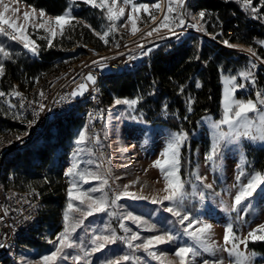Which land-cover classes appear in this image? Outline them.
<instances>
[{
	"label": "rangeland",
	"instance_id": "rangeland-1",
	"mask_svg": "<svg viewBox=\"0 0 264 264\" xmlns=\"http://www.w3.org/2000/svg\"><path fill=\"white\" fill-rule=\"evenodd\" d=\"M77 1L82 0H71V5L69 7L72 9L73 17H75V11L78 10V7L75 5ZM4 3L8 4L10 8L19 9L18 13L15 15L12 12H8L6 15L12 19H16V17L19 16L18 23L20 24L24 23L23 13L25 11L31 12L32 9V7L20 0H4ZM116 7L117 9L123 7L125 9V14L117 21V30L106 37V39H108L107 45H110L108 48L114 45L119 34H123L125 38H129V43H131L129 48H131V52H142L143 54L147 52L146 55H149L159 45L163 44H156V42L161 41L164 37L176 36L171 34L167 28H160L158 32L153 33L150 37L145 35L163 19L167 10V1L163 3L162 0L161 10L156 16L157 19L155 23L151 20L149 23L142 26L144 20L148 19L149 16L143 11L139 13V19H137L138 31L135 35L132 34L131 23L127 20L128 13L131 11V6L125 5L122 0H118ZM0 10H2V6H0ZM153 10L155 9H150V11ZM36 15L38 17L39 9H37ZM46 15L53 16L47 13ZM109 23L110 22L106 20V24H101L98 29H95L96 32L103 34V32L108 29ZM84 25L87 24L84 22L79 24V19L75 17L71 24L65 26L63 35H57L55 38H52L49 33L45 32L43 29L34 30L31 27L28 28V34L30 38L35 41L36 45H38L40 51V42H43L47 43L48 48L63 52V55L56 60L57 64L63 66L70 62L67 52L72 50L75 46H80L82 43L79 41L81 37L73 35L64 37L66 29L69 26H77L79 30H85V28L89 29L87 26L81 27ZM198 28L203 30L199 25ZM91 30L90 32H92L94 36H97L95 32ZM48 39H52L51 47L48 45ZM204 40L210 42L207 39ZM18 44L24 49L20 43ZM66 44L73 45L70 48H65ZM138 45H143V47H138ZM108 48H106V50ZM243 48L245 49L246 47L242 46V49ZM148 49H151V51L149 52ZM240 54L243 53L240 52ZM30 56L32 57V55ZM249 58L256 64L254 68L255 84L251 83L255 98L256 92L260 90L257 85V75H264V68L255 61V59L250 56ZM238 73L239 72H228L225 73L226 76L224 77H227V75H238ZM223 84L225 89L226 85L224 80ZM250 93L251 88L247 86L245 89L237 91L235 95L237 98L243 99L239 94H242V96H249ZM14 97L15 96H12L11 102ZM247 98L252 97L249 96ZM135 106L136 104L130 108L125 104L115 105V100L111 105L107 106L103 113L104 119L100 127L99 142L96 144H92L90 139H88L85 145L76 144V140L81 131L86 130V136L89 138L85 122L83 121L82 125H78L76 134L75 132L73 133L72 150L60 154L59 165L63 169L64 184L66 185L63 199L64 209L61 212V217L58 222L43 233L40 238L42 242L40 246L24 245L22 247L20 252V264H38L42 256L48 255L54 250L53 245L50 244L49 241H54L56 236L63 230V214L67 209L68 203L67 189L69 187V181L73 179V177L66 176L65 173L72 167L73 163L79 164L80 171L90 169L108 178L109 184L105 187V193L109 200L113 199L117 193L122 192L125 185L129 186L127 189L128 192L148 197V199L140 200H133L127 197L121 198L117 201L115 208L110 209L115 210L118 215L131 212L133 215L141 217L143 221H147L148 224L156 225L155 231H149L144 226L138 227L131 220H125L124 223L133 232H139L140 236L144 238L152 235H160L164 231L171 230L178 236V239L155 246L152 249V251L157 253L159 259L149 256L143 250L136 251L134 255L141 258L140 264H168L169 261L173 262V264H178V258L175 257L174 253L179 245L184 244L195 247L199 252V255L190 258V264H202L204 260L212 262L220 259H223V264H230L228 253L220 250L224 247L223 236L225 227L231 223L236 235L244 237L247 236L249 229L256 228L259 224L264 223V185L257 190L252 198L245 202L247 211H244L243 208L239 213L232 210L234 196L238 190L237 187H234V185H237L236 177L238 173L241 170L245 172V176L242 179L246 182L248 175L254 172H264V143H253L246 138H241L238 143H230L226 146H222L221 155L215 165L212 166L206 161L205 156L210 151L214 131L208 121L213 119L205 117L200 127L193 132L192 136L189 137L187 135V140L180 149L181 159L182 148L184 146L187 147V153L185 155L187 160L186 179L182 176V166H180V175L185 181V191L187 195L182 202L180 210L182 213H189L192 219L198 222L193 226L192 230L202 227L205 223L211 225L208 243L209 245H216V248H210V250L205 251L201 244L184 234L183 229L187 222L185 225H180L177 217L164 211L166 207H174L171 202L164 201L162 204L152 203L153 197L162 198L167 194L163 191L165 188V181L160 170L153 166L154 161L162 158L161 154L166 149L170 135L179 131L173 130L166 125L145 123L135 116L133 117L131 113H133ZM7 108L9 109L8 104ZM224 131H227L226 127ZM193 138H196L198 142L197 147L193 151V155H191ZM101 148L105 149L106 153L104 157L97 153ZM81 149L85 150L81 151ZM89 160L95 163L89 164ZM67 164H70V166L67 171H65L64 167ZM96 164H100L101 167L97 168L95 166ZM194 174L203 177V182L197 181ZM75 180L80 185L81 189H89L99 184L97 181L84 184L79 180L78 176L75 177ZM204 184H212L213 187L208 189L204 187ZM200 192L205 194L204 200H200ZM74 195H79V193L74 190ZM94 195L99 196L101 193L97 192ZM78 204L79 201H74V206ZM74 215L78 216V213ZM119 223L120 219L117 217H109L103 213L97 214L89 217L85 221V226L77 230L74 238L78 240L79 238H83L86 245L90 247L88 241L90 239L91 229H103L105 224L115 230L118 236L123 237L125 235H131V233H124L123 230L119 228ZM140 242L142 241H136L135 243ZM250 242L251 241H249V243ZM249 243L247 245V252L249 254L255 253L254 264H264V256L258 252L252 251L249 247ZM240 250H245L244 245H240ZM68 252L70 256L79 254L78 249H70ZM213 252H215L214 255L212 254ZM125 254H132L131 250H129L122 241H117V243L109 245L102 252H97L88 259L90 260V264H101V261L114 259ZM58 264H75V262L69 259L66 261H59ZM80 264H84V262L81 261ZM127 264H133V262L129 261Z\"/></svg>",
	"mask_w": 264,
	"mask_h": 264
},
{
	"label": "trees",
	"instance_id": "trees-1",
	"mask_svg": "<svg viewBox=\"0 0 264 264\" xmlns=\"http://www.w3.org/2000/svg\"><path fill=\"white\" fill-rule=\"evenodd\" d=\"M30 7L43 9L49 15H61L71 5L70 0H20ZM123 1V0H122ZM189 12H200L209 9L218 14L225 22V33L232 28L236 35L231 40L241 39L246 42L257 35V44L251 45L258 57L264 59V47L259 43L264 41V6L255 0L259 9L260 18L247 21L242 15V0H185ZM138 3L153 4L157 0H136ZM78 10L75 17L80 23L91 25V29H98L106 24L104 13L97 8L75 2ZM157 16V10L151 11ZM190 16V13H188ZM151 21L145 19L142 26ZM235 25L238 28H235ZM81 27H86L81 26ZM199 27L210 34H216L220 27L200 19ZM88 28L79 30L77 26H69L64 37L69 35L81 37V45H93L99 49H106L110 45L104 44L94 36ZM92 31V30H91ZM111 38V37H110ZM112 39V38H111ZM240 40V41H241ZM163 43L154 49L151 54H143L138 58V65L124 73L108 75L103 78L100 88L105 96L102 104L105 108L116 99L138 100L132 116L154 125H166L173 130L187 133L190 137L198 129L205 117L219 120L222 113V99L225 73L240 72L246 67L251 68L253 61L249 56L227 50L197 36H188L179 41L174 37H164L156 44ZM41 60L32 58L16 41L0 35V46L6 48L10 59L0 56L4 65V75L0 76V91L11 93L13 89L30 95L31 91L37 94L42 90L48 79L59 73L66 65L57 64V59L63 55L55 49L47 47V43L40 42ZM73 44H66L70 48ZM254 74V68H251ZM229 76V75H227ZM238 82H243L238 80ZM199 83L201 87L197 88ZM257 85L264 89V75H257ZM250 97L254 98L253 86ZM181 89L183 91L181 92ZM243 99L249 97L242 96ZM189 97L194 101L189 112ZM12 96L0 98V136L8 131L22 132L17 116L7 108V101ZM166 106V107H165ZM104 119V115H103ZM103 121V120H102ZM83 120L72 118L66 125L48 130L43 137L31 146L8 156L3 164L2 177L5 186L16 187L22 190L36 189L45 202L42 220L36 231V238L27 241L26 245H41L43 233L59 221L64 209L65 184L63 169L59 165L60 154L72 150L73 133L76 134L78 125ZM198 140H192V152L197 147ZM187 147L182 148L181 173L185 177ZM58 166L57 169L55 167ZM186 179V177H185ZM252 251L264 256V241L250 242Z\"/></svg>",
	"mask_w": 264,
	"mask_h": 264
},
{
	"label": "snow or ice",
	"instance_id": "snow-or-ice-1",
	"mask_svg": "<svg viewBox=\"0 0 264 264\" xmlns=\"http://www.w3.org/2000/svg\"><path fill=\"white\" fill-rule=\"evenodd\" d=\"M71 2V0H70ZM86 5H90L93 8L100 9L109 21V26L106 31L101 34L92 29L105 44L108 43V37L111 33L117 30V21H119L125 14V9L120 7L117 9L118 0H82ZM162 0H157L156 3H138L136 0H123L125 5L131 6V11L128 13L127 20L131 23L132 34L135 35L138 31L137 19H139V13L143 11L146 13L153 23L156 22V16L152 14L150 9H155L157 11L161 10ZM252 0H243V6L245 10H249L256 17L259 16V9L257 7H250ZM0 35H4L13 41H17L23 44V47L30 51L33 55L38 54V45L35 41L30 38L28 34V28L31 27L34 30L43 29L45 32L49 33L52 38L57 35H63L66 25L71 24L75 17L72 16V9L68 8L63 14L56 16H47L43 9L39 10V15L37 17V9L32 7L31 12L25 11L23 13L24 23H18L19 16L16 19H12L7 16L6 13L12 12L14 15L18 13V8H10V6L4 3V0H0ZM261 6H264V0H261ZM106 9V11H105ZM186 14L185 10V0H167V10L163 16V19L156 27H153L145 35L152 36L153 33L159 31L160 28H167L168 31L176 35L174 29L180 28L185 25L184 16ZM205 16L204 11L199 12V17L202 20ZM196 19V17H193ZM39 21V22H37ZM91 28V25H85ZM196 27V25H193ZM228 47L241 48L240 45L230 44L227 40L223 42ZM264 46V41L259 42ZM49 47L52 46V39H48ZM118 46V45H117ZM138 47H143V45H138ZM248 52L251 56L261 59V63H264V59L257 56L255 50L252 47L247 49H242ZM150 52L151 49H148ZM144 54H147L145 52ZM0 56L4 59H10V52L0 46ZM107 59V58H102ZM93 63H98L93 61ZM256 64L252 63L251 68H255ZM251 68H245L240 71L238 75H229L224 77L225 89L222 100V117L219 120H209L213 131V139L210 151L206 154L205 159L214 166L216 161L222 152V146H226L230 143H238L241 138H246L249 141L256 143H264V92H256L255 98L240 99L237 98L235 93L239 90L245 89L248 83L255 84L254 74ZM4 65L0 62V76L4 75ZM238 80L243 82H238ZM86 81L95 84V77L93 74L89 73L86 76ZM199 88L201 85L196 84ZM88 90L87 83H80L77 85L76 89L73 90L70 95L76 97L83 95L85 91ZM183 89H181V92ZM40 96H44L43 91L39 93ZM6 96H15L21 98L20 107L23 108V94L15 91L11 93H5L0 91V98ZM138 100H127V99H116L115 105L125 104L130 108L137 104ZM194 101L191 97L188 100V111H192L191 104ZM9 108H16V105L11 102V99L7 101ZM166 107V106H165ZM40 110H44V105H40ZM37 114V113H34ZM13 115L19 117V113H13ZM91 115V114H90ZM34 123V121L29 122ZM227 131H224V128ZM19 139V137H17ZM86 136V130L79 133L78 139L76 140L77 145H85L88 141ZM187 140V133L184 132H174L170 135L169 140L166 145L165 151L161 154L162 158L154 161V167L158 168L165 181V191L167 194L162 198H152V203H163L164 201L171 202L174 207H166L164 211L171 213L173 216L178 218L180 225H185L183 231L184 234L191 237L194 241L201 244L205 251L216 248V245H209L208 236L211 232L210 224H203L202 227H198L195 230L193 226L198 222L192 219L189 213H182L180 207L184 201L187 193L185 191V181L180 175V149ZM97 142L98 138H97ZM85 149H81L84 151ZM82 163V161H81ZM89 164H94L92 160L88 161ZM97 168L101 167L100 164L95 165ZM66 176L73 177L69 181V187L67 189V209L63 214V230L56 236V239L50 240L49 243L53 245L54 250L48 255H44L40 258L38 264H58L59 261H66L72 259L75 264H80L81 261L84 264H90L89 257L93 256L97 252H102L109 245L117 243V241H122L132 254H125L114 259H106L101 261V264H127V262L132 261L133 264H140V257L135 256L134 253L138 250H143L149 256L159 259L157 253L152 251L155 246L172 242L178 239L171 230L164 231L160 235H152L142 238L139 232H133L124 223L125 220H131L138 227L144 226L149 231H155V224H148L147 221H143L141 217L133 215L131 212L126 214H119L114 209L117 201L121 198H130L133 200L148 199V197L130 193L128 192V185L124 186L122 192H119L111 200L107 197L105 193V187L109 184V180L106 176L98 174L97 172L86 169L84 171L79 170V164L73 163L72 167L68 169L65 173ZM197 181L203 182L204 178L198 174H194ZM78 176L79 180L84 184H90L93 181L99 182L98 186L91 187L89 189H81L80 185L76 182L75 177ZM245 176V172L241 170L237 177V187L238 190L234 196V204L232 206L233 211L238 213L242 210L247 211L245 207V202L254 196L258 189L264 185V172H254L248 175L247 181L244 182L242 179ZM204 187L211 189L212 184H204ZM74 190L79 193V195H74ZM101 193V195L96 196L95 193ZM200 200L205 199V194L203 192L199 193ZM74 201H79L78 205L74 206ZM78 213V216L74 215ZM106 214L109 217H117L120 219L119 228L123 230L124 233H131V235H125L123 237L118 236L116 231L113 230L109 225L105 224L103 229L93 228L91 229L90 239L86 245L83 238L75 239V234L77 230L85 226V221L97 214ZM87 234V233H86ZM224 247L220 249L221 251L227 252L230 260V264H254L255 253L249 254L247 252V245L249 241H264V223L259 224L256 228H251L248 231L247 236L241 237L236 235L233 225L230 223L225 227L224 232ZM136 241H142L140 243H135ZM240 245H244V251L240 250ZM0 247H4L0 244ZM78 249L77 255L70 256L68 250ZM213 255L215 252L212 253ZM175 257L178 258V264H190V258L199 255L198 250L191 245H179L174 253ZM168 264H173L169 261ZM202 264H223V259L209 262L204 260Z\"/></svg>",
	"mask_w": 264,
	"mask_h": 264
},
{
	"label": "built area",
	"instance_id": "built-area-1",
	"mask_svg": "<svg viewBox=\"0 0 264 264\" xmlns=\"http://www.w3.org/2000/svg\"><path fill=\"white\" fill-rule=\"evenodd\" d=\"M260 3L261 0H258L259 5ZM250 7H256L255 0H252ZM185 10L186 14L183 17L185 25L175 29V33H177L174 37L175 41L192 35L204 38L227 50L242 52L255 59L264 68L261 59L251 56L242 49L228 47L223 43L227 40L230 44L245 46V49H247L251 45L257 44V35L246 42L240 38L237 39L238 37L233 41L231 38L236 35L237 31L230 28L225 33V22L218 17L217 13L204 9L206 21L220 27L216 34L207 33L198 28L200 22L199 12H189L187 1H185ZM188 13H190V16H188ZM242 15L247 21L256 19L250 8L245 10L244 6ZM193 17H196V19H193ZM193 25H196V27H193ZM235 28L237 29L238 26L235 25ZM20 44L23 46L22 43ZM130 46L129 38H125L123 34H119L114 45L107 50L96 48L93 45L75 46L67 52L70 62L59 73L50 77L42 90L37 94L34 93V90L30 92V95L22 93L23 108L20 107V97L12 99V103L16 105V108L9 109L13 113H19V126L23 131L10 130L0 136V244L4 245V247H0V264H20L21 249L27 244V241L36 238V231L45 210V202L38 190H22L5 186L2 177L5 159L31 146L35 141L41 139L46 131L68 124L72 118L83 120L89 133L90 142L92 144L98 143L97 138L99 141L103 119L102 104L105 98L100 84L104 77L124 73L138 65V57L142 56L143 53L131 52ZM25 50L33 58L41 60L39 47L36 55H33L27 49ZM89 54L92 55V58H88ZM93 61L98 63H93ZM89 73L94 75L95 84L86 81V76ZM80 83H87L88 90L83 95L72 97L70 93ZM41 91L44 93L43 97L39 95ZM258 91L264 92L263 89ZM41 104L44 105L43 111L40 110ZM31 121H34V123L30 124ZM97 153L104 157L106 152L105 149L101 148ZM69 166L70 164L65 165V171ZM57 168L58 166L55 167V169Z\"/></svg>",
	"mask_w": 264,
	"mask_h": 264
},
{
	"label": "bare ground",
	"instance_id": "bare-ground-1",
	"mask_svg": "<svg viewBox=\"0 0 264 264\" xmlns=\"http://www.w3.org/2000/svg\"><path fill=\"white\" fill-rule=\"evenodd\" d=\"M163 3H165V0H163ZM88 58H92V55H91V54H89Z\"/></svg>",
	"mask_w": 264,
	"mask_h": 264
},
{
	"label": "water",
	"instance_id": "water-1",
	"mask_svg": "<svg viewBox=\"0 0 264 264\" xmlns=\"http://www.w3.org/2000/svg\"><path fill=\"white\" fill-rule=\"evenodd\" d=\"M141 58V57H140Z\"/></svg>",
	"mask_w": 264,
	"mask_h": 264
}]
</instances>
